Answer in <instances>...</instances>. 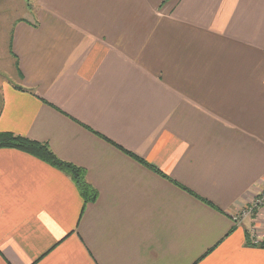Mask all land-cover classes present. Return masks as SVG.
Here are the masks:
<instances>
[{"label": "crops", "instance_id": "1", "mask_svg": "<svg viewBox=\"0 0 264 264\" xmlns=\"http://www.w3.org/2000/svg\"><path fill=\"white\" fill-rule=\"evenodd\" d=\"M2 132L0 264H264V0H0Z\"/></svg>", "mask_w": 264, "mask_h": 264}, {"label": "trees", "instance_id": "2", "mask_svg": "<svg viewBox=\"0 0 264 264\" xmlns=\"http://www.w3.org/2000/svg\"><path fill=\"white\" fill-rule=\"evenodd\" d=\"M1 149H15L44 161L55 169L67 174L72 179L85 203L97 200V193L87 182L85 171L71 163L60 160L47 144L39 143L13 133L2 132L0 133ZM124 152L137 161L144 163L141 159L129 154V152ZM261 248L264 249V242L261 244Z\"/></svg>", "mask_w": 264, "mask_h": 264}, {"label": "rangeland", "instance_id": "3", "mask_svg": "<svg viewBox=\"0 0 264 264\" xmlns=\"http://www.w3.org/2000/svg\"><path fill=\"white\" fill-rule=\"evenodd\" d=\"M174 1V0H173ZM153 14L149 13L148 15L145 16H149L152 17L150 18L151 21V25L153 20L155 21V26L152 27L156 30L157 33L163 32V23L166 21H170V32L174 35V34H180L182 33V27L179 25L180 24V20L175 17L176 13L174 11H169V6L168 7H163V5H161L158 9H156L155 11H152ZM151 25H150V30H151ZM193 44L195 45V43L193 42ZM190 49V48H189Z\"/></svg>", "mask_w": 264, "mask_h": 264}, {"label": "built area", "instance_id": "4", "mask_svg": "<svg viewBox=\"0 0 264 264\" xmlns=\"http://www.w3.org/2000/svg\"><path fill=\"white\" fill-rule=\"evenodd\" d=\"M263 203L264 197L253 201L251 206L247 207V209H245L241 214L235 216L234 220L238 223L243 218L253 215L256 209H258Z\"/></svg>", "mask_w": 264, "mask_h": 264}]
</instances>
